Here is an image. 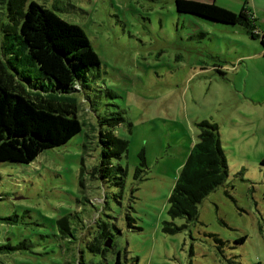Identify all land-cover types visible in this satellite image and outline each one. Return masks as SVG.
<instances>
[{
	"label": "rangeland",
	"instance_id": "374dc122",
	"mask_svg": "<svg viewBox=\"0 0 264 264\" xmlns=\"http://www.w3.org/2000/svg\"><path fill=\"white\" fill-rule=\"evenodd\" d=\"M34 1L77 24L98 64L69 92L79 131L27 163L0 160V264H111L116 253L123 264H264L259 37L177 11L173 0ZM213 1L234 12L243 2ZM254 10L261 32L264 14ZM17 67L39 75L34 64ZM112 117L121 119L108 125ZM202 118L217 124L226 175L197 203L196 217L170 218L167 196ZM104 130L127 147L102 176L95 167ZM62 215L70 232L57 228ZM166 221L176 229L165 230ZM102 230L108 244L89 246Z\"/></svg>",
	"mask_w": 264,
	"mask_h": 264
},
{
	"label": "trees",
	"instance_id": "16d2710c",
	"mask_svg": "<svg viewBox=\"0 0 264 264\" xmlns=\"http://www.w3.org/2000/svg\"><path fill=\"white\" fill-rule=\"evenodd\" d=\"M0 2H4L9 20L0 25V160L27 163L43 148L64 143L80 130L76 99L69 92L80 88L84 70L97 65L98 57L77 24L42 4L34 0L26 4L25 0ZM173 2L177 11L241 26L250 36H258L264 47V27L261 32L255 30V19L245 7V0L237 12L214 1ZM18 61L34 64L39 75L32 79L25 73L27 67H17ZM38 77H46L48 84ZM120 119L112 117L105 122L114 125ZM195 124L197 139L190 146L167 196L170 218L196 217L197 203L226 175L227 164L217 124L204 118ZM98 135L101 149L95 168L104 176L111 167L109 159L126 151L127 140L110 130L99 131ZM117 169L121 175L122 167L117 165ZM168 223L171 221L165 222V230L176 229L167 226ZM56 224L60 232H70L66 215L56 218ZM108 235V230L97 231L89 246L94 244L98 248ZM111 264H123L118 253Z\"/></svg>",
	"mask_w": 264,
	"mask_h": 264
},
{
	"label": "crops",
	"instance_id": "0c3cea01",
	"mask_svg": "<svg viewBox=\"0 0 264 264\" xmlns=\"http://www.w3.org/2000/svg\"><path fill=\"white\" fill-rule=\"evenodd\" d=\"M213 1V0H212ZM248 0H245V7L252 13V10H256L259 11L260 14H264V0H249L250 4L247 3ZM242 5V4H241ZM221 6V5H220ZM228 7V6H227ZM229 8V7H228ZM232 10V8H229ZM254 10V11H255ZM255 14V12H253ZM252 13V14H253ZM256 17L258 16L257 14H255ZM255 19V18H254ZM264 27V26H263ZM259 25H255V30L259 32ZM236 29H238L236 27ZM258 29V30H257ZM263 29V28H262ZM262 31V30H261ZM264 51V49H263Z\"/></svg>",
	"mask_w": 264,
	"mask_h": 264
},
{
	"label": "water",
	"instance_id": "95a60500",
	"mask_svg": "<svg viewBox=\"0 0 264 264\" xmlns=\"http://www.w3.org/2000/svg\"><path fill=\"white\" fill-rule=\"evenodd\" d=\"M103 243H104V244H108V238H107V239L105 238V240H104Z\"/></svg>",
	"mask_w": 264,
	"mask_h": 264
},
{
	"label": "built area",
	"instance_id": "2783aa9c",
	"mask_svg": "<svg viewBox=\"0 0 264 264\" xmlns=\"http://www.w3.org/2000/svg\"><path fill=\"white\" fill-rule=\"evenodd\" d=\"M250 12V11H249ZM251 13V12H250ZM251 16L254 17V15L251 13Z\"/></svg>",
	"mask_w": 264,
	"mask_h": 264
}]
</instances>
